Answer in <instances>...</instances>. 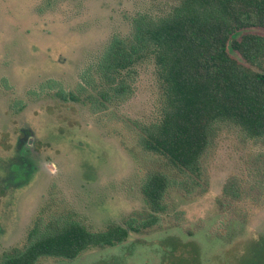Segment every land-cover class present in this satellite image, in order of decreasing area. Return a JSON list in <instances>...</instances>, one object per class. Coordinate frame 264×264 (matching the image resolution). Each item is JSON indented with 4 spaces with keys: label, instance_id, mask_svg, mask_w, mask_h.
<instances>
[{
    "label": "rangeland",
    "instance_id": "374dc122",
    "mask_svg": "<svg viewBox=\"0 0 264 264\" xmlns=\"http://www.w3.org/2000/svg\"><path fill=\"white\" fill-rule=\"evenodd\" d=\"M174 1L0 0V257L22 247L39 218L69 214L92 231L139 220L148 213L142 182L158 171L175 183L157 224L73 262L37 264H251L254 248L264 259L255 247L264 239V193L231 197L233 188L244 196L264 185V140L224 129L200 176H184L138 145L139 127L158 117L151 63L136 67L127 100L100 110L94 71L93 88L82 80L111 37L129 35L132 18L159 15Z\"/></svg>",
    "mask_w": 264,
    "mask_h": 264
},
{
    "label": "trees",
    "instance_id": "16d2710c",
    "mask_svg": "<svg viewBox=\"0 0 264 264\" xmlns=\"http://www.w3.org/2000/svg\"><path fill=\"white\" fill-rule=\"evenodd\" d=\"M130 24L129 35L111 37L82 80L93 88L89 73L94 71L103 100L98 103L100 110L105 102L127 100L136 67L152 64L158 117L139 127L138 145L144 153L161 157L181 175L199 177L202 159L222 130L235 129L246 139L264 140V35L246 32L264 30V0H175L163 13L138 14ZM19 144L24 150V141ZM18 160L19 176L28 174L27 161L21 156ZM174 183L163 172L147 173L141 194L148 213L102 231H92L69 214L39 218L23 246L3 253L0 264L73 262L91 249L119 246L129 232L139 233L158 223L166 211L165 195ZM252 188L258 193L243 196L233 188L231 197L256 201L264 185ZM258 244L264 247V239L255 247ZM251 257V264H264L256 248Z\"/></svg>",
    "mask_w": 264,
    "mask_h": 264
}]
</instances>
